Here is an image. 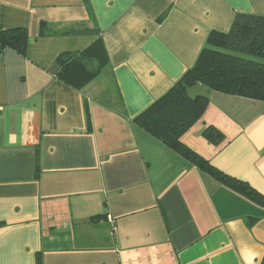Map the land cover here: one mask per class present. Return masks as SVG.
Listing matches in <instances>:
<instances>
[{"label": "crops", "instance_id": "1", "mask_svg": "<svg viewBox=\"0 0 264 264\" xmlns=\"http://www.w3.org/2000/svg\"><path fill=\"white\" fill-rule=\"evenodd\" d=\"M238 14L264 0H0V31L30 38L0 55V264H264V208L133 123ZM98 39L99 76L59 81L58 56ZM189 94L209 104L182 144L264 196V102Z\"/></svg>", "mask_w": 264, "mask_h": 264}, {"label": "trees", "instance_id": "2", "mask_svg": "<svg viewBox=\"0 0 264 264\" xmlns=\"http://www.w3.org/2000/svg\"><path fill=\"white\" fill-rule=\"evenodd\" d=\"M44 29L45 24L42 23L39 37L45 36ZM90 32L69 29L63 34ZM29 41L25 29L0 31V55L5 50H11L23 57ZM107 62L105 47L98 39L83 51L59 55L56 78L75 90H81L99 76ZM197 86L224 95L264 102V17L238 14L227 33L210 32L194 65L133 120L148 136L185 159L198 172L207 174L227 189L264 208V196L259 192L247 183L220 172L182 144V136L201 120L209 104L205 95L190 96V90ZM201 136L213 147H218L225 139L214 127L204 128ZM37 160L36 151V171ZM37 264H41L39 257Z\"/></svg>", "mask_w": 264, "mask_h": 264}, {"label": "rangeland", "instance_id": "3", "mask_svg": "<svg viewBox=\"0 0 264 264\" xmlns=\"http://www.w3.org/2000/svg\"><path fill=\"white\" fill-rule=\"evenodd\" d=\"M194 96V95H193Z\"/></svg>", "mask_w": 264, "mask_h": 264}]
</instances>
